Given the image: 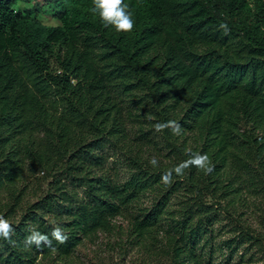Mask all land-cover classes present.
<instances>
[{
  "label": "trees",
  "instance_id": "trees-1",
  "mask_svg": "<svg viewBox=\"0 0 264 264\" xmlns=\"http://www.w3.org/2000/svg\"><path fill=\"white\" fill-rule=\"evenodd\" d=\"M92 3L0 0V215L14 228L0 264H75L100 233L142 264L264 255V0H125L131 32L105 28ZM167 120L181 135L154 130ZM192 152L212 173L163 184ZM53 221L66 243L25 247Z\"/></svg>",
  "mask_w": 264,
  "mask_h": 264
},
{
  "label": "clouds",
  "instance_id": "clouds-1",
  "mask_svg": "<svg viewBox=\"0 0 264 264\" xmlns=\"http://www.w3.org/2000/svg\"><path fill=\"white\" fill-rule=\"evenodd\" d=\"M90 11L93 14H98L100 21L105 28H114L116 32H131L135 27V19L129 4L125 0H93ZM224 30L225 34L228 32L226 23L219 25ZM156 132H163L165 129H170L173 135L179 136L182 133L181 125L176 120H167L164 122H157L154 124ZM149 164L152 167H158L159 161L153 156L149 159ZM191 167L203 171L205 175L211 174L214 170V165L207 153L201 154L199 152H192L189 158L179 162L172 168L167 169L161 175V182L165 185H170L175 176H183L185 170ZM50 235L44 234L36 228H30L29 234L25 237V247L35 246L36 248L52 247V241L55 240L59 244H64L68 240V235L65 229L55 221ZM14 228L12 221L4 215H0V238L12 242Z\"/></svg>",
  "mask_w": 264,
  "mask_h": 264
},
{
  "label": "rangeland",
  "instance_id": "rangeland-1",
  "mask_svg": "<svg viewBox=\"0 0 264 264\" xmlns=\"http://www.w3.org/2000/svg\"><path fill=\"white\" fill-rule=\"evenodd\" d=\"M48 23H55V19L48 18ZM147 203V199L144 200ZM246 217L250 222L255 224L258 229H262V217L258 212L246 211ZM118 224L126 227L128 222L120 218ZM261 224V225H260ZM228 230H220L217 244H222V241L227 239L231 233ZM117 236H110L107 233H100L95 241H87L82 245L75 254V264H142L141 256L137 251L128 249L127 254L115 242ZM126 240V239H125ZM219 253L220 264H264V255L261 254L257 247L247 248L240 247L231 253V249L226 246H221Z\"/></svg>",
  "mask_w": 264,
  "mask_h": 264
}]
</instances>
